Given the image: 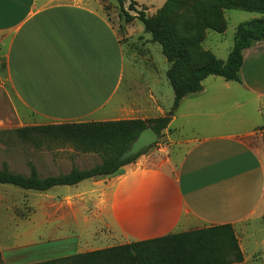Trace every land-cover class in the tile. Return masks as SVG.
Segmentation results:
<instances>
[{
    "label": "crops",
    "instance_id": "1",
    "mask_svg": "<svg viewBox=\"0 0 264 264\" xmlns=\"http://www.w3.org/2000/svg\"><path fill=\"white\" fill-rule=\"evenodd\" d=\"M242 56L240 81L210 74L201 90L179 100L166 129L190 134L192 144L177 165L166 147H149L105 175L108 226L135 241L212 224L235 228L257 208L264 166L243 136L264 130V40L243 49ZM0 62L19 125L154 118L173 102L168 62L160 70L152 64L145 73L136 72L137 61L126 60L114 23L81 0H0ZM232 113L238 123L252 118L249 128L211 123L216 118V124H225L217 119ZM81 194L56 205L64 215L52 226L45 211L54 205L43 209L48 230L59 232L56 239L45 232L49 241L79 243ZM29 232L20 241L24 250L39 245L29 241ZM238 245L243 258L254 249L241 239Z\"/></svg>",
    "mask_w": 264,
    "mask_h": 264
},
{
    "label": "trees",
    "instance_id": "2",
    "mask_svg": "<svg viewBox=\"0 0 264 264\" xmlns=\"http://www.w3.org/2000/svg\"><path fill=\"white\" fill-rule=\"evenodd\" d=\"M122 8V0H117ZM136 2L130 0L129 9ZM241 9L264 15V0H165L155 14L139 10L125 12L126 20L138 18L150 40L160 45L168 62L165 75L173 90V102L163 116L147 119L62 122L23 126L15 129L20 137L41 134L56 141L69 142L83 152H96L102 161L86 169H74L40 177L34 167L28 174L0 167V184L45 191L56 185H73L84 179L116 173L119 168L145 152L120 159L138 133L150 125L160 137L167 128L179 100L201 90L202 80L212 74L226 80L240 81L242 50L264 40V17L238 23L233 44L225 60L217 58L202 46L206 30L223 32L224 9ZM124 11V10H123ZM157 142V141H156ZM34 248V247H32ZM31 249V248H29ZM28 250V249H25ZM243 261V254L231 224H212L187 231L76 252L26 264H232ZM0 264H4L0 253Z\"/></svg>",
    "mask_w": 264,
    "mask_h": 264
},
{
    "label": "rangeland",
    "instance_id": "3",
    "mask_svg": "<svg viewBox=\"0 0 264 264\" xmlns=\"http://www.w3.org/2000/svg\"><path fill=\"white\" fill-rule=\"evenodd\" d=\"M81 1L103 12L114 23L123 44L126 60L137 61L136 72L145 73L152 64L156 65L159 70L167 65L160 45L145 37V35L150 37V34L144 31L142 22L138 18L134 22L125 19V12L136 15L139 10H143L147 15L155 14L165 0H134L136 5L133 9L128 7L130 0H122L124 11L117 0ZM252 15L261 16L259 13L241 9H225L224 16L227 22L225 31L217 32L207 29L203 46L213 51L219 59L225 60L233 44L236 25L253 18ZM127 25L130 34H127ZM0 64L2 63L0 62ZM129 67L126 64L125 74L128 73ZM1 71L0 67V85L5 86L6 89H0V167L4 164L10 171L28 174L32 166L40 177H45L68 173L74 169H86L102 161L100 154L80 151L69 142L56 141L41 134L20 137L15 129L31 125H19V122H15V118L10 112L11 98L7 93L8 88L4 83ZM135 80L141 82L142 77L137 74ZM168 86L171 88L169 84ZM6 90L7 92H5ZM231 115L234 117V113H232L228 114L226 119H217V122L225 120V124H216V118H213L211 123L219 128L228 127L241 130V128H249L251 119L255 117L251 112L249 114L251 119L238 123ZM47 124L55 123L37 125ZM259 128L263 129V126ZM190 137V134L164 129L157 142L153 143L151 147L157 151L160 147H166V152L172 156L173 164L177 165L192 144ZM243 139L257 153L264 166V130L246 134ZM108 179L109 176L95 177L86 179L79 185H56L45 191L0 184V253L3 263L26 264L133 241L112 229L103 220L108 198V189L105 184ZM77 192H82L80 220L83 233L81 240L78 244H68L64 241L58 242V240L49 241L45 232L51 233L52 239H56L59 232L57 229L48 230V225H45L43 220V209L50 208L48 207L50 204L54 205L49 211H45L46 216L49 215L52 226L58 221L59 214L62 218L64 215V211L58 210L56 205L67 202L65 198L68 196L71 198V195ZM63 224H68V222ZM27 230H30L29 241L39 245L24 250V247L21 246L24 243L20 241ZM233 230L237 240L241 239L245 244L250 243L254 249L247 253V257L243 258L242 262L232 264H264L262 244L264 240V194L257 208L244 220L237 223ZM22 232L24 234H21ZM20 234L21 236H19ZM16 235H18L17 239Z\"/></svg>",
    "mask_w": 264,
    "mask_h": 264
},
{
    "label": "water",
    "instance_id": "4",
    "mask_svg": "<svg viewBox=\"0 0 264 264\" xmlns=\"http://www.w3.org/2000/svg\"><path fill=\"white\" fill-rule=\"evenodd\" d=\"M158 139V134L155 130L147 125L133 139L129 146L121 153L120 159H125L138 154L140 151L155 143Z\"/></svg>",
    "mask_w": 264,
    "mask_h": 264
}]
</instances>
